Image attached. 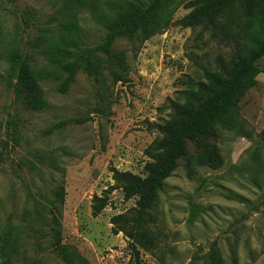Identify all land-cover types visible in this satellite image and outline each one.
I'll list each match as a JSON object with an SVG mask.
<instances>
[{"label":"rangeland","instance_id":"1","mask_svg":"<svg viewBox=\"0 0 264 264\" xmlns=\"http://www.w3.org/2000/svg\"><path fill=\"white\" fill-rule=\"evenodd\" d=\"M189 1L179 0L175 21L190 13ZM60 4L0 0V263L66 264L53 249L48 202L63 185L62 243L91 264H133L129 239L112 233L111 218L134 208L137 198L126 201L121 189L114 190L97 217L92 198L114 184L111 168L145 176L151 160L146 150L171 114L168 100L205 82L218 56L228 60L232 48L208 33L197 39L198 30L173 23L143 45H116L115 51L128 54L125 82L104 83L80 72L62 93L63 73L37 45L42 30L57 27ZM80 25L89 46L103 42L105 30L90 12L80 13ZM15 50L30 55L36 71L55 73L41 82L43 111L15 103ZM258 66L257 85L239 103L253 138L219 127L223 165L195 167L190 179L184 160L166 180L154 209L166 237L153 253L142 252L148 264H209L215 242L227 264H264V145L257 137L264 127V57ZM61 122L66 125L57 126Z\"/></svg>","mask_w":264,"mask_h":264},{"label":"trees","instance_id":"2","mask_svg":"<svg viewBox=\"0 0 264 264\" xmlns=\"http://www.w3.org/2000/svg\"><path fill=\"white\" fill-rule=\"evenodd\" d=\"M179 0H122L118 3L101 0H61L58 21L54 29L42 30L38 43L47 59L58 64L63 75L60 87L66 93L83 72L96 81L116 85L125 82L129 74L128 54L115 51L120 41L143 45L151 37L164 32L173 23L198 30L200 39L208 33L229 45L228 60L216 59L217 69L208 70L206 81L189 84L168 100L169 119L160 126L161 137L146 153L145 176L111 168L114 184L101 195L92 198V214L99 216L111 202V193L121 189L124 199L134 198L136 206L111 218L112 233H123L129 239L133 264H148L142 252L153 253L165 239L156 225L155 207L166 180L185 160L191 179L195 167L219 169L224 163L216 142L219 127H232L252 139L240 119L239 103L258 83V66L264 57V0H191L185 7L190 13L175 21ZM90 12L96 23L105 30L100 45L89 46L84 40L80 13ZM28 17V13L26 14ZM15 103L33 112L46 109L47 100L41 84L55 73L36 71L27 53L15 50L10 58ZM61 122L57 126H64ZM264 145V127L257 136ZM14 132V140L17 141ZM66 191L63 185L55 188L49 199L50 228L53 249L66 264H91L77 251L62 243V216ZM0 264H11L10 259ZM209 264H227L215 242L208 256Z\"/></svg>","mask_w":264,"mask_h":264}]
</instances>
